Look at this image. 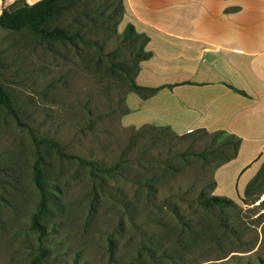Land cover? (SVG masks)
Returning a JSON list of instances; mask_svg holds the SVG:
<instances>
[{
	"label": "rangeland",
	"instance_id": "1",
	"mask_svg": "<svg viewBox=\"0 0 264 264\" xmlns=\"http://www.w3.org/2000/svg\"><path fill=\"white\" fill-rule=\"evenodd\" d=\"M102 4L54 21L80 33L73 44L0 29V86L18 116L0 107V264H264V161L245 195L254 176L217 172L234 136L123 125L140 42L122 39L124 8L119 20ZM38 158L54 194L42 239ZM210 196L234 204L202 206Z\"/></svg>",
	"mask_w": 264,
	"mask_h": 264
},
{
	"label": "crops",
	"instance_id": "2",
	"mask_svg": "<svg viewBox=\"0 0 264 264\" xmlns=\"http://www.w3.org/2000/svg\"><path fill=\"white\" fill-rule=\"evenodd\" d=\"M120 1L121 27L145 35L151 53L135 83L158 89L127 96L123 125L237 137L236 157L217 172L249 181L264 161V0Z\"/></svg>",
	"mask_w": 264,
	"mask_h": 264
},
{
	"label": "trees",
	"instance_id": "3",
	"mask_svg": "<svg viewBox=\"0 0 264 264\" xmlns=\"http://www.w3.org/2000/svg\"><path fill=\"white\" fill-rule=\"evenodd\" d=\"M99 3V5H97ZM103 3L104 7L112 8L111 14L116 16L119 20L122 18L123 7L120 0H39L32 4H27L25 1L18 0L11 6L4 8L0 14V29L10 32H20L26 30L35 37L41 40L49 42L69 43L73 44L75 41L82 39L80 33H70L67 28L55 25L54 21L60 18L62 15L70 12H75L81 5H86L85 9H90L92 5L100 6ZM122 39L130 45H134L136 41L140 42L139 55L133 66H127L124 69L125 73H128V69H133V79H135L140 69V63L151 57L150 52L144 50L145 45L148 42V38L137 33L131 24H127L122 32ZM130 89L132 93L139 95L141 98H147L155 94L158 89L156 88H145L138 86L135 81H131ZM240 95H245L239 90H234ZM0 107L3 108L9 116L15 121H18V116L12 105V100L6 90L0 86ZM128 113L126 108L124 113ZM153 131L158 129L168 130L169 128H156L152 126H145ZM237 138V137H235ZM35 148L39 149L40 146L52 148L58 152V145L47 139H36L32 138ZM240 145V139L237 138L236 150L231 158H225V161L221 164L227 163L234 159L237 154V150ZM59 155L66 159L76 160L81 165H90L93 167V163L86 162L75 156H65L61 152ZM42 159L38 158L33 166L34 173V185L39 193V203L36 212L31 218V227L38 233L40 239L45 236V227L42 225L41 220L47 213V207L52 204L51 199L53 198V192L47 186L45 180L44 171L42 170ZM256 176L253 177L252 181H249L245 188V195L248 194V189L251 187ZM233 201L219 196H210L204 198L201 201V205L204 207H217L219 209H225L233 205ZM39 261V260H38ZM37 260L33 264H36Z\"/></svg>",
	"mask_w": 264,
	"mask_h": 264
}]
</instances>
